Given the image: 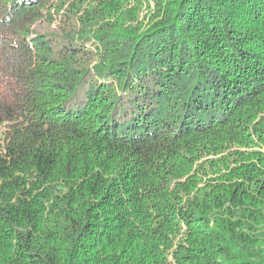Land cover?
I'll use <instances>...</instances> for the list:
<instances>
[{
	"label": "trees",
	"instance_id": "trees-1",
	"mask_svg": "<svg viewBox=\"0 0 264 264\" xmlns=\"http://www.w3.org/2000/svg\"><path fill=\"white\" fill-rule=\"evenodd\" d=\"M51 1L0 0V264H264V0Z\"/></svg>",
	"mask_w": 264,
	"mask_h": 264
},
{
	"label": "rangeland",
	"instance_id": "rangeland-1",
	"mask_svg": "<svg viewBox=\"0 0 264 264\" xmlns=\"http://www.w3.org/2000/svg\"><path fill=\"white\" fill-rule=\"evenodd\" d=\"M56 1L57 0H52L50 3L52 5L50 6L49 4V6L47 7L46 11L48 10L50 12L49 17H45L44 19L38 22L36 26L38 30L43 32H48V31L51 32L52 30H56L59 33H62L70 28L68 23V16L66 15L65 19L62 17L64 11L61 10V12H57L58 6L55 3ZM209 157L212 158L213 156H209Z\"/></svg>",
	"mask_w": 264,
	"mask_h": 264
}]
</instances>
